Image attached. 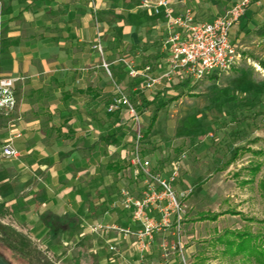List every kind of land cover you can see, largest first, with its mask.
Returning a JSON list of instances; mask_svg holds the SVG:
<instances>
[{
	"label": "rangeland",
	"instance_id": "374dc122",
	"mask_svg": "<svg viewBox=\"0 0 264 264\" xmlns=\"http://www.w3.org/2000/svg\"><path fill=\"white\" fill-rule=\"evenodd\" d=\"M21 1V6L28 9L34 4V0ZM141 1L84 0V4L89 22L99 31L102 25L104 40L113 43L118 37L114 21L133 24L132 14L145 11L139 8ZM174 1H183V7L190 9L198 22L215 19L230 6L229 0ZM1 3L0 0V7ZM1 17L0 14V22ZM263 24L264 3L250 5L230 34L237 61L228 72L214 76L215 79L207 77L192 84L174 78L168 85L143 91V80L132 81L124 64L117 61L124 59L138 71L150 64L148 74L158 77L156 66L148 63V58L140 66L134 59L118 53L110 58L109 73L102 68L108 88L105 106L114 95L115 87L122 89L137 108L142 98L151 103L155 95L161 96L158 107L150 104L140 114L144 133L152 124L141 144L142 156L150 162L153 176L167 180L176 172L171 189L179 208L168 207L165 219L163 210L168 206L167 198L156 181L151 180V187L163 199L149 202L151 208L147 215L154 227L150 234L145 235L142 226L132 222L127 213L110 209L118 199L121 182L119 174L109 171L106 165L108 161L123 165L120 151L118 154L111 149L109 160H104L100 168L99 180L91 182L92 189L97 190V204L88 207L89 214L69 234L57 239L50 233L32 237L25 230L23 219L13 215L18 207H6L0 202L4 205L1 224L25 237L35 249L34 255L24 256L4 245L0 238V255L11 264H76L78 253L83 249L88 264H254L235 255V248L229 249L227 241L235 240L229 235L231 232L264 235V37L258 35ZM162 33L161 44L166 37L165 30ZM141 34L147 36L144 30ZM16 119V112L9 117L0 116V133L4 127L14 126ZM113 119L123 124L126 133L120 148L129 150L133 141L131 122L124 112L114 114ZM105 129L112 134L113 128ZM255 168L257 171L253 172ZM26 173L32 178L31 184L42 187L39 198L51 194V186L43 185L44 174ZM126 176L125 183L135 200L150 198L143 178L133 182ZM97 195L91 198L94 200ZM26 211V221L34 218L32 211ZM230 211L239 216L226 214ZM199 214L220 216L214 222H199ZM250 219L254 222H249ZM61 224L66 229L73 226L69 218ZM120 230L129 233L123 234ZM54 243L60 245L56 253L49 249Z\"/></svg>",
	"mask_w": 264,
	"mask_h": 264
},
{
	"label": "crops",
	"instance_id": "0c3cea01",
	"mask_svg": "<svg viewBox=\"0 0 264 264\" xmlns=\"http://www.w3.org/2000/svg\"><path fill=\"white\" fill-rule=\"evenodd\" d=\"M1 2L0 74L22 80L15 86V125L0 133V144L10 136H20L14 141L20 158L0 162V202L18 207L13 215L23 219L32 237L50 233L57 239L71 233L89 214L88 207L97 204V190L91 182L99 180L106 160L101 138L121 130L120 143L107 149L109 158L111 149L119 154L126 135L123 124L106 113L108 88L101 59L92 46L100 36L109 63L118 53L138 65L148 58L159 76L167 67L168 55L159 37L164 22L147 11H136L133 24L114 21L118 37L110 43L103 38L104 27L99 26V31L89 22L84 0H34L31 9L22 7L21 0ZM173 4L176 10L183 7V1ZM108 127L113 128L112 134L105 132ZM28 171L44 174L43 185L51 186V194L39 198L42 187L31 184ZM26 210L34 214L29 221L24 218ZM65 218L73 224L69 229L61 224ZM59 247L49 245L53 253Z\"/></svg>",
	"mask_w": 264,
	"mask_h": 264
},
{
	"label": "built area",
	"instance_id": "2783aa9c",
	"mask_svg": "<svg viewBox=\"0 0 264 264\" xmlns=\"http://www.w3.org/2000/svg\"><path fill=\"white\" fill-rule=\"evenodd\" d=\"M229 2L230 6L221 16L209 22H198L190 9L183 7L181 10H176L173 0H142L139 8L164 22L166 37L163 41V49L168 55L166 70L158 77H151L148 74V67L138 71L124 59H119L117 62L124 64L132 81L143 80L141 85L143 91H150L163 84L168 85L174 78L196 84L207 77L220 76L228 72L238 58L230 41L231 31L245 16L250 5L262 4L264 0H229ZM92 50L100 57L102 68L109 73L112 63H107L105 60L100 36L92 46ZM21 80L3 77L0 74V116L9 117L15 112L17 107L15 86ZM120 112H124L131 122L133 141L129 150L121 148L120 161L124 165L122 175L120 173L118 176L121 185L118 199L112 203L110 209H120L127 213L131 221L141 225L145 235H148L154 228L147 215V211L151 208L149 202L152 200L155 203L163 199L151 187V180L156 181L158 188L167 198L168 206L163 210L166 219L168 207L173 205L176 209L179 208L171 189L177 174L174 171L167 180L152 175L150 162L142 156L141 144L145 133L141 115L128 95L122 89L115 87L114 95L106 106V113L114 115ZM19 137V135L10 136L0 144V162L20 158L14 145V141ZM126 175H129V180L133 182H138L139 177L143 178L147 196L150 198L135 200L128 189V184L125 183ZM113 230L118 229L113 227ZM119 232L129 233L123 230Z\"/></svg>",
	"mask_w": 264,
	"mask_h": 264
},
{
	"label": "trees",
	"instance_id": "16d2710c",
	"mask_svg": "<svg viewBox=\"0 0 264 264\" xmlns=\"http://www.w3.org/2000/svg\"><path fill=\"white\" fill-rule=\"evenodd\" d=\"M258 35L264 37V24L263 26H261L260 30L258 31ZM215 78L216 77H211L210 79H215ZM160 98L161 96L159 94L155 95L151 103H149L145 98H142V100L138 102L139 107L137 109L139 114H142L150 104H153L158 107L157 104ZM107 115L111 116L110 114ZM154 120L155 119L152 118L151 120L152 123ZM151 126L152 124L146 130L145 136H148L149 131L151 130ZM121 134H122L121 130H118L114 132L112 135H104L101 138L106 160H109L107 156V149L109 148V146H117L120 143ZM106 168L109 171H113L115 175L123 170V167L121 165L118 164L112 165L109 163V161L107 162ZM255 171H257V168L253 169V172ZM3 210H4V205L0 204V214ZM226 214H230L232 216L235 215L239 216L238 213L232 211ZM219 216L220 215L217 214L214 215L199 214L198 221L214 222L217 220ZM249 222H254V220L250 219ZM229 235L235 238L233 242L227 241V245L229 249L232 247L235 248V253H234L235 255H241L244 260H249L251 263L254 264H264V235H262V233L245 231V232H235V233L231 232L229 233ZM0 238L3 239L4 245L12 248L13 250L16 251L18 250L20 254L24 256L34 255L35 249L31 248L30 241H28L25 237H23L19 233H16L15 231L9 229L8 227L3 226L1 222H0ZM82 252L83 250L79 251L76 264H86L82 261V259L87 260Z\"/></svg>",
	"mask_w": 264,
	"mask_h": 264
},
{
	"label": "water",
	"instance_id": "95a60500",
	"mask_svg": "<svg viewBox=\"0 0 264 264\" xmlns=\"http://www.w3.org/2000/svg\"><path fill=\"white\" fill-rule=\"evenodd\" d=\"M0 264H11L8 260H6L2 255H0Z\"/></svg>",
	"mask_w": 264,
	"mask_h": 264
}]
</instances>
